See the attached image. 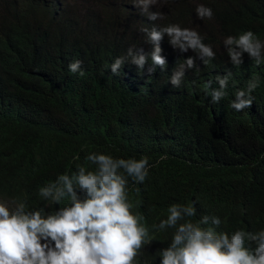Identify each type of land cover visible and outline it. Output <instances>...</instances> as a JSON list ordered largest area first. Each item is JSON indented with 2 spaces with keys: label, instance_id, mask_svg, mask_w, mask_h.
Returning a JSON list of instances; mask_svg holds the SVG:
<instances>
[{
  "label": "trees",
  "instance_id": "trees-1",
  "mask_svg": "<svg viewBox=\"0 0 264 264\" xmlns=\"http://www.w3.org/2000/svg\"><path fill=\"white\" fill-rule=\"evenodd\" d=\"M201 4L212 9L211 19L198 17ZM105 9L71 8L73 21L61 27L40 0H0V194L27 210L54 213L68 198L54 204L39 189L60 174L75 173L77 165L94 169L86 160L90 153L147 156L145 181L129 178L127 184L132 212L143 217L153 238L134 264H161L159 249L169 246L174 229L152 226L167 218L173 203L193 204V221L218 216L217 232L264 229V60L257 65L245 53L242 65L234 66L226 49L225 56L219 54L238 70L239 87L215 106L191 88L193 76L202 72L198 58L179 88L170 83L177 63L196 53L173 48L167 34L161 41L166 69L149 74V58L143 74L131 62L119 75L111 72L129 47L152 51L144 28H191L213 51L224 46L225 37L249 30L264 42V0H177L162 11L151 5L148 12L159 9L162 17L155 21L131 0H114ZM62 32L73 38L56 44ZM76 60L83 75L69 70ZM254 77L251 108H231L235 92L246 90ZM209 226L215 227H204Z\"/></svg>",
  "mask_w": 264,
  "mask_h": 264
},
{
  "label": "clouds",
  "instance_id": "clouds-1",
  "mask_svg": "<svg viewBox=\"0 0 264 264\" xmlns=\"http://www.w3.org/2000/svg\"><path fill=\"white\" fill-rule=\"evenodd\" d=\"M40 1L47 5L53 21L66 27L73 21L71 8L81 13L103 12L114 0ZM131 2L147 13L149 20L162 18L158 10L148 12L158 0ZM127 7L134 10L132 5ZM196 13L200 19H211L213 15L212 9L203 4L196 8ZM142 31L147 34V42L153 45L152 51L145 53L143 48L129 47L126 56L117 57L112 63V74L119 75L125 62L136 65L143 74L149 58V74L157 67L166 69L161 41L167 34L173 48L181 53L190 49L196 53V57L189 56L177 63L169 77L170 83L179 88L186 72L196 68L198 58L203 62L202 72L193 76L190 85L192 89L201 90L203 97L213 106L239 87L234 86L237 83L234 76L239 75L234 66L242 65L245 53L257 65L264 60V42L250 30L225 37L224 46L214 51L196 30L178 24ZM72 38L71 33L62 32L54 42L57 44ZM40 46L42 48L41 42ZM225 49L234 66L218 57L219 54L225 56ZM81 63L79 60L70 63V72L83 75ZM201 80L204 83L196 86ZM257 86L258 79H250L246 90L235 92L230 107L236 111L251 108V93ZM86 160L95 168L77 165L75 173L60 174L54 182L39 189V195L54 204H61L65 197L68 198L67 205L54 213L45 214L43 208L27 210L25 203L11 202L0 194V264H134L139 250L153 242L149 229L140 222L143 217L132 212L133 205L127 197L128 179L144 182L151 167L149 158H114L93 152ZM6 203L14 208L10 209ZM167 212L166 219L152 226L158 230L174 229L169 246L159 249L161 264H264V229L254 233L242 229L231 234L217 232L221 219L204 215L193 221L191 218L197 214L193 204L173 203ZM209 224L215 227H204Z\"/></svg>",
  "mask_w": 264,
  "mask_h": 264
},
{
  "label": "rangeland",
  "instance_id": "rangeland-1",
  "mask_svg": "<svg viewBox=\"0 0 264 264\" xmlns=\"http://www.w3.org/2000/svg\"><path fill=\"white\" fill-rule=\"evenodd\" d=\"M168 2H177V0H158V2L155 4L161 11L164 9V7H166L168 5ZM159 9H157L158 11H160ZM2 201V200H0ZM4 201V200H3ZM6 206H8L10 209H13V206H9L8 203L5 204Z\"/></svg>",
  "mask_w": 264,
  "mask_h": 264
}]
</instances>
